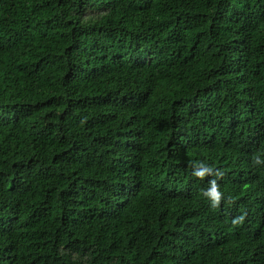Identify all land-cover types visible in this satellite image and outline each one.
Listing matches in <instances>:
<instances>
[{"label":"trees","instance_id":"obj_1","mask_svg":"<svg viewBox=\"0 0 264 264\" xmlns=\"http://www.w3.org/2000/svg\"><path fill=\"white\" fill-rule=\"evenodd\" d=\"M0 264H264V0H0Z\"/></svg>","mask_w":264,"mask_h":264}]
</instances>
